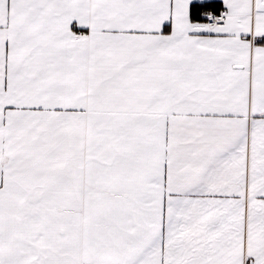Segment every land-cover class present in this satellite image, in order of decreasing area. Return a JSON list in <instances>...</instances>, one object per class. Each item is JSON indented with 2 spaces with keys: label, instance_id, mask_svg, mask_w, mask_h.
Wrapping results in <instances>:
<instances>
[{
  "label": "snow or ice",
  "instance_id": "snow-or-ice-1",
  "mask_svg": "<svg viewBox=\"0 0 264 264\" xmlns=\"http://www.w3.org/2000/svg\"><path fill=\"white\" fill-rule=\"evenodd\" d=\"M0 264H264V0H0Z\"/></svg>",
  "mask_w": 264,
  "mask_h": 264
}]
</instances>
